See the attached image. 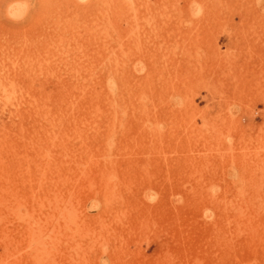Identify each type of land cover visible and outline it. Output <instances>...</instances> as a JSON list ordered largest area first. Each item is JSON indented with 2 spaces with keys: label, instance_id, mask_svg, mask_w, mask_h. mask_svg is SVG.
<instances>
[{
  "label": "rangeland",
  "instance_id": "1",
  "mask_svg": "<svg viewBox=\"0 0 264 264\" xmlns=\"http://www.w3.org/2000/svg\"><path fill=\"white\" fill-rule=\"evenodd\" d=\"M0 60V264H264V0H0Z\"/></svg>",
  "mask_w": 264,
  "mask_h": 264
},
{
  "label": "bare ground",
  "instance_id": "2",
  "mask_svg": "<svg viewBox=\"0 0 264 264\" xmlns=\"http://www.w3.org/2000/svg\"><path fill=\"white\" fill-rule=\"evenodd\" d=\"M61 68L62 67L60 66L59 69H61ZM3 71H4V65L2 64V62L0 60V87L3 84V81L4 80H8V78H9L8 76H5L3 74ZM26 72H29V73L33 74L34 73V68L33 67H29V68L26 67ZM69 170H70L69 168L66 169L67 172H69ZM54 202L55 201H53V205L50 206L52 208V210H54V211L53 212L52 211L49 212V216H51L50 217V221L51 222L53 220V217H54V221H55V223L57 225L59 224V221L73 220L72 208L68 207L69 205L72 204L71 196L68 198V200H64L63 199V201H58V202H55V203ZM60 211H61L62 214H64L63 218H60L58 216Z\"/></svg>",
  "mask_w": 264,
  "mask_h": 264
}]
</instances>
